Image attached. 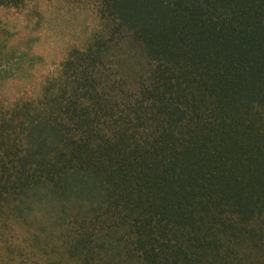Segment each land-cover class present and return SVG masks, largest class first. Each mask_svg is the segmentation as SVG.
<instances>
[{"label":"trees","instance_id":"1","mask_svg":"<svg viewBox=\"0 0 264 264\" xmlns=\"http://www.w3.org/2000/svg\"><path fill=\"white\" fill-rule=\"evenodd\" d=\"M100 11L52 62L0 29V232L86 264H212L228 235L264 257V0Z\"/></svg>","mask_w":264,"mask_h":264},{"label":"rangeland","instance_id":"2","mask_svg":"<svg viewBox=\"0 0 264 264\" xmlns=\"http://www.w3.org/2000/svg\"><path fill=\"white\" fill-rule=\"evenodd\" d=\"M101 7L102 0H28L19 8L0 6V29L6 22L15 20L17 33H27L33 39L34 52L41 54L46 62H52L56 55L57 58L61 56V50L73 35L80 36L86 28L91 31L96 22L99 26L105 24V20L101 21ZM129 45L125 44L123 51L119 50L121 60L126 58L124 54L136 52L137 49ZM3 235L0 232V245L3 244L1 254L5 256L6 263L33 264L32 260H38L41 264H86L69 251L60 239H53L49 245H43L40 249H32L22 240H11L9 233L8 237ZM191 251L192 257L203 264L204 256L208 253ZM206 258L212 264H217V261L220 264H264V257L242 236L228 235L222 255L217 257L209 254ZM99 264L135 263L123 255L111 254L102 256Z\"/></svg>","mask_w":264,"mask_h":264}]
</instances>
